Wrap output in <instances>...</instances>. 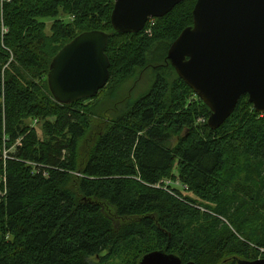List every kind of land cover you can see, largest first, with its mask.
Masks as SVG:
<instances>
[{
	"label": "trees",
	"instance_id": "16d2710c",
	"mask_svg": "<svg viewBox=\"0 0 264 264\" xmlns=\"http://www.w3.org/2000/svg\"><path fill=\"white\" fill-rule=\"evenodd\" d=\"M114 1L0 0V264H138L165 247L183 264L264 258V115L243 96L211 130L167 61L196 0L136 35L112 28ZM60 14L47 35L41 20ZM91 31L108 35L105 89L138 70L174 73L97 128L86 104L105 89L61 106L47 86L52 59Z\"/></svg>",
	"mask_w": 264,
	"mask_h": 264
},
{
	"label": "water",
	"instance_id": "95a60500",
	"mask_svg": "<svg viewBox=\"0 0 264 264\" xmlns=\"http://www.w3.org/2000/svg\"><path fill=\"white\" fill-rule=\"evenodd\" d=\"M185 1L115 0L112 28L118 34H139L150 20L164 18ZM192 18L193 25L169 47L167 61L210 110L207 126L219 129L243 96L264 115V0H196ZM107 43V34L85 32L52 59L47 86L57 104L93 99L105 88L110 77ZM138 264L183 263L165 247ZM236 264H264V259Z\"/></svg>",
	"mask_w": 264,
	"mask_h": 264
},
{
	"label": "rangeland",
	"instance_id": "374dc122",
	"mask_svg": "<svg viewBox=\"0 0 264 264\" xmlns=\"http://www.w3.org/2000/svg\"><path fill=\"white\" fill-rule=\"evenodd\" d=\"M56 20L67 22L69 18H67L63 14H60L59 17L54 20L53 19H42L41 22L45 23V26H46L45 33L47 35L50 34V27L55 23ZM154 23H155V20H150L147 25L151 27L152 25H154ZM159 71L158 73H155L151 69L147 71L138 70L134 72V74L129 78H126L118 83H111L106 89L104 88L105 90L101 92L100 94H98V96L96 95L97 96L96 100L88 104L85 103L86 105H89L91 109L93 106V113H94L93 119L96 123L95 127L97 128V126L103 122L104 123L111 122L112 118L114 117L113 115L115 112H118V111L120 112L122 110H125L127 107L126 105L122 104V101L126 97L131 98L129 102H135L136 100H138L139 98L147 94L150 88L152 87V84L154 83V79L157 75H160L168 80L173 78L174 73H171L165 70H159ZM37 125L38 124L35 123V121L31 124L32 127H37ZM95 127L93 126L89 139H91V137L96 132ZM86 144H89V143H86ZM83 147H85V145H83ZM75 176L78 177L79 175H75ZM177 182H174V183H177ZM173 186H175L176 188H180L179 186L175 184ZM184 196H189L193 198L191 194H187ZM198 203L202 206H200L199 204H196L195 207L199 208L201 212L205 213L206 209L203 207L204 205L201 204L200 202ZM220 219L223 222V224H225L226 226H228L229 229H231L229 223H227L225 219L223 218H220ZM233 233L236 235V237H238V239H240L242 243L248 245L252 250H257V248L254 245H251L249 242L242 239L239 235L236 234V232H234V230H233ZM260 254H264V250L260 249ZM259 259H264V258L258 256L256 260H259ZM91 262L94 264H102L101 261L96 258L92 259ZM111 264H123V262L114 261Z\"/></svg>",
	"mask_w": 264,
	"mask_h": 264
},
{
	"label": "built area",
	"instance_id": "2783aa9c",
	"mask_svg": "<svg viewBox=\"0 0 264 264\" xmlns=\"http://www.w3.org/2000/svg\"><path fill=\"white\" fill-rule=\"evenodd\" d=\"M2 31H3V33H6V31L4 30V29H2ZM35 123H36V121H35ZM166 186H168V185H177V186H179L183 191H185V192H187L188 191V189H187V187L186 186H184V185H182V184H180L179 182H177V183H171L170 181H167V182H165L164 183ZM165 188V187H164ZM164 190H166V189H164ZM170 194H172L171 192H169Z\"/></svg>",
	"mask_w": 264,
	"mask_h": 264
},
{
	"label": "bare ground",
	"instance_id": "6f19581e",
	"mask_svg": "<svg viewBox=\"0 0 264 264\" xmlns=\"http://www.w3.org/2000/svg\"><path fill=\"white\" fill-rule=\"evenodd\" d=\"M172 10H173V9H172ZM172 10H171V11H172ZM171 11H170V12H171ZM170 12H169V13H170Z\"/></svg>",
	"mask_w": 264,
	"mask_h": 264
}]
</instances>
